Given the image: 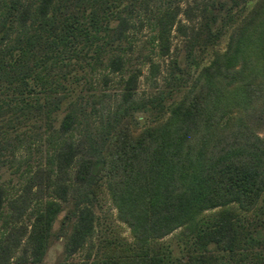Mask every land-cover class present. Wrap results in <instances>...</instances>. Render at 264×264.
Masks as SVG:
<instances>
[{
  "label": "trees",
  "instance_id": "1",
  "mask_svg": "<svg viewBox=\"0 0 264 264\" xmlns=\"http://www.w3.org/2000/svg\"><path fill=\"white\" fill-rule=\"evenodd\" d=\"M51 1L40 0L35 13L38 17L26 24L33 12L14 0L11 9L19 13L21 43L16 42L4 54L0 51V77L10 73L11 83L12 73L18 75L24 88L21 93L28 96L44 94L45 88H36L51 66L67 67L71 57L78 64L82 60L79 51L83 55L87 51L95 53L98 42L106 39L102 32L111 31L113 20L118 39L126 23L120 14L129 12L126 10L136 3L90 0L86 7L80 0H59L55 5ZM224 5L222 0H215L204 8L205 45L215 38L210 30L229 12ZM10 17L0 23V44L11 27ZM158 20V38L165 42L173 17L166 11ZM242 23L232 33L225 51L189 84L187 73V77L176 80L177 87L172 91L148 103L132 105L127 103H134L133 76L127 79L123 97L126 104L113 113L111 121L106 120V109L100 108L104 130L98 137L100 142L87 138L82 182L88 190L96 181L110 176L119 216L131 226L140 245L130 264H232L229 256L237 254L240 247L264 242V225L251 232L233 220L228 210L215 212L210 221L201 217L204 211L230 204L249 212L264 194V137L258 136V131L264 132V1L254 4ZM70 51L74 55L69 57ZM63 52L65 58H61ZM118 61L111 59L113 70ZM132 111L159 120L164 113L168 115L132 137L125 123ZM72 123L71 114L65 115L60 129L67 130ZM83 200H90L88 191ZM86 212L79 210L69 238L70 248L82 244L90 234ZM68 217L69 213L65 219ZM39 218L36 226L43 235L48 231L45 222H50L52 215ZM178 228V238L188 243V249L173 262L168 244L158 240ZM212 248L221 252L218 259ZM194 250L196 255L192 256ZM242 260L234 264H244ZM253 264H264V258Z\"/></svg>",
  "mask_w": 264,
  "mask_h": 264
},
{
  "label": "rangeland",
  "instance_id": "2",
  "mask_svg": "<svg viewBox=\"0 0 264 264\" xmlns=\"http://www.w3.org/2000/svg\"><path fill=\"white\" fill-rule=\"evenodd\" d=\"M13 1L0 0V23L11 16V27L0 44L3 54L15 47L16 42L21 43L19 13L11 9ZM17 1L30 7L33 13L26 24L32 23L38 17L35 13L40 0ZM58 1L51 3L55 5ZM89 1L79 2L88 7ZM213 1L136 0L126 10L129 12L120 14L126 23L120 28L123 34L118 39L113 20L111 31L102 32L106 39L98 42L95 53L87 51L83 55L79 51L77 55L82 60L78 64L71 57L65 64L67 67L49 68L47 77L43 76L45 79L41 78V85L36 88V91L45 88L44 94L21 93L23 84L14 73L11 83L10 73L0 77V264H130L136 257L140 245L131 226L119 216L110 176L96 181L88 190L83 185L87 138L100 142L98 137L104 130L101 107L106 109V120L111 121L113 113L126 104L123 97L128 78L136 76L131 97L134 103L131 100L127 103L132 105L148 103L161 93L172 91L177 87L176 80L187 77V73L189 84L217 54L225 51L232 33L244 24L252 6L264 0H222L229 12L225 14L223 9L225 18L210 30L215 38L205 45L203 12ZM166 11L173 17V24L164 42L158 38L157 23ZM73 55L70 51L69 57ZM61 56L65 58V52ZM114 58L119 60L115 70L111 63ZM130 113L125 123L127 134L132 137L159 120L142 112ZM68 114L73 123L67 130H61V121ZM167 115L164 113L159 121H164ZM258 136L264 137V132L258 131ZM86 191L90 193L87 202L83 200ZM81 209L88 210L85 216L90 221V234L82 244L70 248L69 238ZM221 210H228L233 220L252 232L264 225V194L249 212L230 204L204 211L201 217L210 221ZM67 213L69 217L65 219ZM40 215L44 218L52 215L51 221L45 222L48 231L43 235L36 226ZM179 232L180 228L158 240L168 244L173 262L188 249V243L178 238ZM189 238L191 243L193 235ZM212 253L217 259L221 254L213 248ZM236 253L229 256L232 264L239 263L241 257L244 264L259 263L264 258V242L253 241ZM191 254L195 256L196 251Z\"/></svg>",
  "mask_w": 264,
  "mask_h": 264
}]
</instances>
